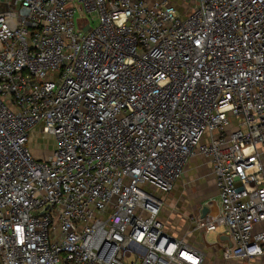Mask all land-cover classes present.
Returning <instances> with one entry per match:
<instances>
[{
	"label": "built area",
	"instance_id": "2783aa9c",
	"mask_svg": "<svg viewBox=\"0 0 264 264\" xmlns=\"http://www.w3.org/2000/svg\"><path fill=\"white\" fill-rule=\"evenodd\" d=\"M196 157L218 190L202 242L162 217ZM207 245L264 256V0H0V263L205 264Z\"/></svg>",
	"mask_w": 264,
	"mask_h": 264
},
{
	"label": "rangeland",
	"instance_id": "374dc122",
	"mask_svg": "<svg viewBox=\"0 0 264 264\" xmlns=\"http://www.w3.org/2000/svg\"><path fill=\"white\" fill-rule=\"evenodd\" d=\"M55 145L56 141L54 136L42 135L38 131L34 132L31 146L35 155L40 157L49 155L55 148ZM215 192L214 177L207 160L203 157L192 159L183 177L176 183L174 190L169 194L163 195L165 201L162 217L167 223L169 231L173 234H178L179 226L182 223L178 222L176 217H172V214L184 216L187 213H193L189 216V220L194 228L191 217L199 212L201 206L206 204L207 200L212 197ZM187 229H189V227L186 228L182 223V236L186 235ZM194 234V236H198L197 233ZM186 237L189 240H194V238H189L187 235ZM207 239L211 243L218 242V239H220L219 232H210ZM200 241L202 242L201 238ZM205 247L208 252L205 264H264V256H261L254 262L225 260L222 258L217 248L211 245Z\"/></svg>",
	"mask_w": 264,
	"mask_h": 264
},
{
	"label": "crops",
	"instance_id": "0c3cea01",
	"mask_svg": "<svg viewBox=\"0 0 264 264\" xmlns=\"http://www.w3.org/2000/svg\"><path fill=\"white\" fill-rule=\"evenodd\" d=\"M211 168V167H210ZM212 171V170H211ZM213 174V173H212ZM213 177H214V175H213ZM214 182H215V177H214ZM215 188H216V192L214 193V195H212L213 197L214 196H217V193H218V190H217V187H216V185H215ZM191 214H193V213H187L186 215H184V216H180V215H177V214H172V217L174 216V217H176V220H178V222H182L183 223V226H185L186 228H188L189 227V229H187L188 231H187V233L186 234H188V232H190L189 230H192V228H193V225L191 224V222H190V220H189V216L191 215ZM182 217V218H181ZM181 218V219H180ZM182 223L180 224V226H179V224H178V226H179V229H178V234L177 233H175V234H177V235H182ZM195 233V232H194ZM193 232H192V234L191 235H189V238H194V240H200V235H199V233H197V235L198 236H194L195 234H194ZM190 236H193V237H190ZM221 237V239H226V237L225 236H220ZM194 240H191V241H194ZM259 259V258H258Z\"/></svg>",
	"mask_w": 264,
	"mask_h": 264
},
{
	"label": "water",
	"instance_id": "95a60500",
	"mask_svg": "<svg viewBox=\"0 0 264 264\" xmlns=\"http://www.w3.org/2000/svg\"><path fill=\"white\" fill-rule=\"evenodd\" d=\"M90 26H88L87 28H85L84 30H87ZM209 212V207L207 205H203L202 207V217H205L207 215V213ZM1 264V263H0Z\"/></svg>",
	"mask_w": 264,
	"mask_h": 264
}]
</instances>
